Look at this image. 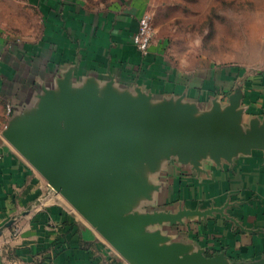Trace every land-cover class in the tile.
Listing matches in <instances>:
<instances>
[{
    "label": "crops",
    "instance_id": "1",
    "mask_svg": "<svg viewBox=\"0 0 264 264\" xmlns=\"http://www.w3.org/2000/svg\"><path fill=\"white\" fill-rule=\"evenodd\" d=\"M145 5L144 0H121L90 10L82 0H40L41 34L34 45L16 47L13 56L2 61L0 89L12 87L11 95L17 94L15 109L37 90L34 80L51 84L57 74L73 68L78 80L91 76L104 83L113 77L117 85L150 92L156 101L183 95L184 101L206 110L214 99L225 105L240 85L243 125L264 118V66L254 73L215 68L183 74L169 65L163 45L155 40L148 55H140L132 36L147 11ZM29 46L38 47L37 69L32 67L34 53ZM4 126L0 127V264H131L1 137ZM202 169L196 173L173 158L163 162L150 176L160 191L141 209L222 210L157 228L172 241L204 250L206 256L223 252L230 262L264 258L263 152L239 154L231 164L221 161L219 166L207 159Z\"/></svg>",
    "mask_w": 264,
    "mask_h": 264
},
{
    "label": "water",
    "instance_id": "2",
    "mask_svg": "<svg viewBox=\"0 0 264 264\" xmlns=\"http://www.w3.org/2000/svg\"><path fill=\"white\" fill-rule=\"evenodd\" d=\"M242 97L238 85L225 105L214 99L203 110L183 95L156 101L113 77L78 80L69 68L53 83H39L1 137L131 264H264L230 262L223 252L206 256L157 228L222 210L141 209L160 191L150 176L171 158L200 174L207 159L219 166L254 150L264 156V118L245 127Z\"/></svg>",
    "mask_w": 264,
    "mask_h": 264
},
{
    "label": "rangeland",
    "instance_id": "3",
    "mask_svg": "<svg viewBox=\"0 0 264 264\" xmlns=\"http://www.w3.org/2000/svg\"><path fill=\"white\" fill-rule=\"evenodd\" d=\"M82 1L85 9L99 10L121 0ZM39 2L0 0L1 64L6 56H13L14 48L37 42L42 28ZM144 2L147 9L145 13L151 17L154 32L152 40L161 42L166 60L179 72L193 75L206 70L209 73L210 69L215 68H244L254 73L263 68L264 0ZM5 81L2 79L4 84ZM35 81L32 86L37 87L36 83L39 84L40 79ZM0 91L1 127L12 114L7 113V104L14 111L15 104L12 102L17 94L11 95L12 87L9 89L5 86L4 91L2 88Z\"/></svg>",
    "mask_w": 264,
    "mask_h": 264
},
{
    "label": "built area",
    "instance_id": "4",
    "mask_svg": "<svg viewBox=\"0 0 264 264\" xmlns=\"http://www.w3.org/2000/svg\"><path fill=\"white\" fill-rule=\"evenodd\" d=\"M153 28L151 24V17L144 13L137 22V29L132 36V42L136 50L142 56H147L149 53V46L153 39ZM1 66V62H0ZM7 113H12V108L7 104Z\"/></svg>",
    "mask_w": 264,
    "mask_h": 264
},
{
    "label": "trees",
    "instance_id": "5",
    "mask_svg": "<svg viewBox=\"0 0 264 264\" xmlns=\"http://www.w3.org/2000/svg\"><path fill=\"white\" fill-rule=\"evenodd\" d=\"M30 48H32L33 49V56H32V59H34L33 61H34V63H35V66L34 67H36V69H37V67H38V61H39V56H38V54H37V49H38V47L37 46H29ZM0 68H1V66H0Z\"/></svg>",
    "mask_w": 264,
    "mask_h": 264
}]
</instances>
